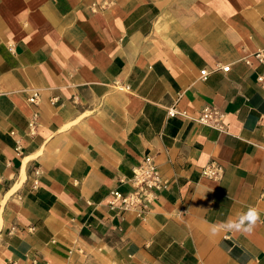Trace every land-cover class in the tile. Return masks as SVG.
I'll return each mask as SVG.
<instances>
[{
  "label": "crops",
  "instance_id": "crops-1",
  "mask_svg": "<svg viewBox=\"0 0 264 264\" xmlns=\"http://www.w3.org/2000/svg\"><path fill=\"white\" fill-rule=\"evenodd\" d=\"M263 48L264 0H0V264H264V223L209 235L264 221ZM146 153L171 184L143 220L107 203Z\"/></svg>",
  "mask_w": 264,
  "mask_h": 264
},
{
  "label": "built area",
  "instance_id": "built-area-1",
  "mask_svg": "<svg viewBox=\"0 0 264 264\" xmlns=\"http://www.w3.org/2000/svg\"><path fill=\"white\" fill-rule=\"evenodd\" d=\"M252 57L258 59L264 64V48L256 51L252 54ZM245 61L250 64L251 59L245 58ZM231 64L224 65L220 61L215 63V70L229 71ZM208 68H204L200 71V78L205 80L210 74ZM121 87V85H119ZM125 88V87H121ZM31 103H38L39 90L35 89L28 97ZM170 115H184L188 116L187 111L178 110L176 106H172L168 109ZM37 113H35L30 120L29 127L30 132L35 133L37 126ZM196 120L212 125L216 128L225 127V116L222 111L216 106L205 107L199 117ZM203 174L206 176L219 179L223 175V166L214 163H210L203 169ZM132 189L127 193H123L118 189H114L108 195V206L111 210L118 211H133L143 220H146L151 210V206L159 198L160 193L169 188L171 181L165 177L156 162L153 154L146 153L140 163L134 169V175L130 179Z\"/></svg>",
  "mask_w": 264,
  "mask_h": 264
},
{
  "label": "clouds",
  "instance_id": "clouds-1",
  "mask_svg": "<svg viewBox=\"0 0 264 264\" xmlns=\"http://www.w3.org/2000/svg\"><path fill=\"white\" fill-rule=\"evenodd\" d=\"M264 223L261 214L256 207H249L246 212L240 213L237 218L229 219L226 222L213 224L209 228L210 237H216L221 232H235L251 235L257 225Z\"/></svg>",
  "mask_w": 264,
  "mask_h": 264
}]
</instances>
